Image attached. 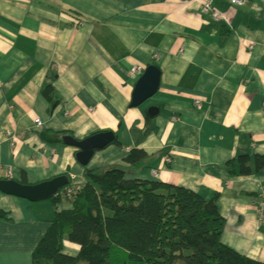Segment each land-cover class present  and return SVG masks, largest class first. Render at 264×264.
<instances>
[{"label": "crops", "instance_id": "0c3cea01", "mask_svg": "<svg viewBox=\"0 0 264 264\" xmlns=\"http://www.w3.org/2000/svg\"><path fill=\"white\" fill-rule=\"evenodd\" d=\"M213 10L225 21H206L196 0H0V180L62 177L63 200L87 183L85 168L129 169L141 152L128 179L217 197L223 244L264 262V174L226 168L264 156V0H214ZM149 66L158 91L132 108L142 74L131 71ZM104 133L112 141L87 167L61 141ZM54 210L0 192V264H32ZM67 253L78 248L66 241Z\"/></svg>", "mask_w": 264, "mask_h": 264}, {"label": "trees", "instance_id": "16d2710c", "mask_svg": "<svg viewBox=\"0 0 264 264\" xmlns=\"http://www.w3.org/2000/svg\"><path fill=\"white\" fill-rule=\"evenodd\" d=\"M135 155L129 169L85 168L84 187L71 190L72 198L63 195L71 208H59L63 193L49 200L54 220L32 264H264L223 244L226 221L217 197L206 201L183 188L128 179L146 160ZM226 168L232 176L264 174V156L241 155ZM66 241L78 248L76 256L64 254Z\"/></svg>", "mask_w": 264, "mask_h": 264}, {"label": "water", "instance_id": "95a60500", "mask_svg": "<svg viewBox=\"0 0 264 264\" xmlns=\"http://www.w3.org/2000/svg\"><path fill=\"white\" fill-rule=\"evenodd\" d=\"M159 83V70L154 66L147 67L136 82L131 107L136 108L153 97L158 91ZM153 111L154 109H150L149 113ZM61 141L65 146L76 148L77 162L87 167L95 151L102 150L111 143L112 134H98L83 141L68 136L63 137ZM66 185L67 181L62 177L34 186L23 185L13 180H0V192L30 203H39L57 197Z\"/></svg>", "mask_w": 264, "mask_h": 264}, {"label": "built area", "instance_id": "2783aa9c", "mask_svg": "<svg viewBox=\"0 0 264 264\" xmlns=\"http://www.w3.org/2000/svg\"><path fill=\"white\" fill-rule=\"evenodd\" d=\"M199 3L200 6V10L201 13L204 16V19L206 21H225V19L223 18V16L219 15L217 12H215L213 10V1L214 0H196ZM227 1V3H229L232 6H243L246 2V0H225ZM142 73V69L141 68H134L131 71V75L133 77L138 76L139 74ZM197 107L199 105H196ZM199 108V107H198ZM35 125L40 127L41 126V121L40 120H36L35 121ZM156 171H151L150 172V177L154 178L156 177ZM79 191V190H77ZM72 192L67 191V193L64 194L65 197L67 198H72V195H70ZM258 215H259V220L261 221V223L264 224V189L260 190V201L258 203Z\"/></svg>", "mask_w": 264, "mask_h": 264}, {"label": "rangeland", "instance_id": "374dc122", "mask_svg": "<svg viewBox=\"0 0 264 264\" xmlns=\"http://www.w3.org/2000/svg\"><path fill=\"white\" fill-rule=\"evenodd\" d=\"M76 192H78V191H76ZM76 192H73V193H71L70 195H76ZM65 193H67V191H66ZM65 193H64V194H65ZM67 243H68V242H67ZM66 245H68V244H66ZM66 255L72 256V254H68V253H67Z\"/></svg>", "mask_w": 264, "mask_h": 264}, {"label": "clouds", "instance_id": "9594fccd", "mask_svg": "<svg viewBox=\"0 0 264 264\" xmlns=\"http://www.w3.org/2000/svg\"><path fill=\"white\" fill-rule=\"evenodd\" d=\"M142 74V73H141Z\"/></svg>", "mask_w": 264, "mask_h": 264}]
</instances>
